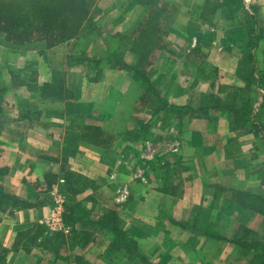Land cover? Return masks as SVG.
I'll list each match as a JSON object with an SVG mask.
<instances>
[{"label": "crops", "instance_id": "crops-1", "mask_svg": "<svg viewBox=\"0 0 264 264\" xmlns=\"http://www.w3.org/2000/svg\"><path fill=\"white\" fill-rule=\"evenodd\" d=\"M242 1L245 9L255 17V30L260 35L257 47L251 50L253 60L245 63L246 68L240 58L243 56L241 52L232 51L229 44V48L224 49L228 39L225 33L208 27L199 15L195 17L194 13H188L185 25L169 26V34L179 33L190 38L191 44L182 49L187 57L195 50V30L204 26L200 48L204 54L201 56L205 62L204 74L196 78L201 93L194 91L195 81L179 95L182 106L197 111L201 108L203 115L186 116L179 128L182 142L177 153L181 158L182 197L177 199L162 189L156 190L158 193L149 190L152 184L146 176L145 182H128V161L110 159L108 154H103L97 145L88 144L82 136L84 126L108 132L106 134L110 136L131 130L128 119H123L122 124L118 120L123 99V92L116 87L120 75L110 74L111 78H106V81L97 78L94 61L86 59V56L82 58V46L78 53L81 64L72 67L69 64V69H63L61 66L65 60L62 61L61 57L55 59L58 66L49 67L50 58L61 50L60 45L36 53L29 48L16 49L0 43V89L4 90L0 94V264H67L69 256H56L49 248L51 237L56 233H66L60 231L65 221L62 212L54 214L56 219L60 216L61 223L57 226L51 224L52 208L55 192L66 198L63 187L68 181L67 172L79 171L78 168L86 170L85 176L92 180L91 186L79 195L81 198L86 196L81 209L87 218L81 223L88 222V219L95 221L110 209L118 211L117 215L122 220L120 230L151 264H211L226 257L228 241L199 235L191 228L193 218L189 210H199L196 206H201L205 214L208 212L206 209L217 210L214 214L219 219L222 211L219 196L222 193L211 192V179H223L226 188L232 185L229 188L240 192L245 187L251 188L259 179L255 165L259 162V150L264 149V140L256 137L253 128L262 126L264 109L259 121H253L251 116L253 118L258 107H264V0ZM194 2L188 0L187 4ZM129 5L128 8L134 10L138 7L133 3ZM234 21L237 31L236 26L239 29L243 22L240 17L239 20L235 17ZM68 46L66 44L64 48ZM29 58L36 60L27 63ZM188 59L190 57L183 65L193 68L190 73L193 77L199 65ZM176 60L173 59L172 63L178 71L180 64L175 63ZM78 61L74 60L75 63ZM77 65H81V69ZM19 67L25 69L17 71ZM89 70L94 72L93 81L89 80ZM176 70L172 72L171 69V77L173 73L176 81L181 80ZM216 71L220 83L210 75ZM55 77L64 80L63 100L50 99L52 87L48 88V85H54ZM163 77L159 75V78ZM126 82L124 79L120 86ZM216 89H219V98L225 102L224 105L216 103ZM174 95L171 92L169 98H176ZM228 100L232 101L229 103ZM240 100L242 105L247 103V107L243 105L240 108L237 105ZM216 106L218 108L214 109ZM95 108H101L100 113L94 114L92 110ZM233 109L239 110L241 115H235ZM104 114L106 117L102 118ZM125 146L126 143L123 149ZM111 147L113 153L118 154L121 144L113 145L108 141L106 148ZM200 149H207V156L198 155ZM170 152H173L172 148ZM120 179L127 180V185L122 194L118 189L120 198L116 199L114 188L121 183ZM207 196L209 200H204ZM200 200L202 205H197ZM66 212L65 209L64 215ZM212 222L216 223L215 219ZM67 234L75 239L79 248H84V237H90L89 245L95 248V254L90 257L92 263L114 264V259H110L113 252L108 250L104 240L106 234L110 235L100 226L94 227L90 236L78 225H75V232ZM110 238L113 240L114 237ZM103 246L105 250H101ZM84 249L76 251L78 256L74 257V264L77 258L89 256Z\"/></svg>", "mask_w": 264, "mask_h": 264}, {"label": "rangeland", "instance_id": "rangeland-1", "mask_svg": "<svg viewBox=\"0 0 264 264\" xmlns=\"http://www.w3.org/2000/svg\"><path fill=\"white\" fill-rule=\"evenodd\" d=\"M93 1L94 4L90 9L88 19L80 25L76 37L68 41L57 43L51 47L62 46L61 50H58L59 52L51 56L49 67L58 66L57 62H55V59H58V57H61L62 61L65 60V64L61 66L63 69H69V64H71V67L76 64H81L80 61H78L80 57L78 53H80L82 46V58L86 56V59H90V61H100L99 71L102 74V76H100L101 80L106 81L108 77L110 79V74H114L115 76L120 75L121 78H119V80L121 81L117 80L116 87L123 92V99L120 101L121 105L119 110L121 112L119 111L120 116H118V120H121L122 124L123 119H128L129 121L127 124L132 127L131 130H128V133L122 131L114 135L111 134L112 136H110L106 134L108 132L105 133L98 129L92 130L90 127L87 128V126H84L82 136L88 144L93 146L97 145L98 148L102 150L103 154H108L110 159L114 158L112 160L116 161L123 158L124 161H128L129 167L127 169L128 174H130L129 178H127L128 182L131 180L133 182H145L146 176L147 180L152 184L149 190H155L154 192L158 193L156 190L159 191V189H162L168 196L174 199L180 198L182 197L181 165H179L181 158L178 156L177 152L179 151L177 150L180 148L182 135L180 134L179 128H181L180 125L185 117L191 115L183 113L180 119L178 118V113L170 112L169 108L184 107L179 101V95H182L183 90L194 84L195 81L194 91L201 93L198 89L200 84H197L196 78L204 74L203 65L205 62L203 63L201 58L204 54L200 49L204 26L195 30L198 32H195V50L188 56L190 57L188 60H193L197 66L199 65V67L195 69L196 75L193 77L190 74L193 68H189L187 64L183 65V62H185V59L188 57L185 51H183L185 53L182 52V49L191 44L190 38L179 33L169 34L168 30L172 25L176 27L180 23H184L183 25H185L187 23V19L185 18L188 17V13H194L195 17L199 15V17L206 22L207 26L209 25L208 27L216 30L220 29L225 33L228 39H226V46H224V49L226 50L229 48L227 46L229 44L233 47L231 49L232 51H236L237 54L241 52V55L243 54L241 59L245 65L249 60L246 54L248 55V53H250V50H248L250 49L248 44L249 40L246 32L248 30L247 28H251V23L248 21L249 12L245 9V5L243 6L244 9L242 8L237 11V6L239 4L238 0H194L195 2L192 4H187L188 0H170L171 3L168 2V10L165 15L164 13L161 16L152 13H150V15L147 14L149 19L146 22L147 16L144 18L145 14L142 6L137 5L138 7L135 10L128 8V6H130L129 4L131 3L136 5L141 3V1L143 3H148V1L152 0ZM209 4L216 6L212 14H209L211 10ZM224 4H226V6H223ZM170 5L173 7H170ZM154 6L157 7L159 5L157 3L151 5L153 8ZM153 17H156V19ZM235 17L236 19L238 18V20L240 17L243 22V26H241L238 31H235L234 28V25H236L234 21ZM219 21H221V23H218ZM140 23L143 24V26L139 25ZM257 32L255 30V34H257ZM199 33L200 35H198ZM150 41L152 44L148 48H144L143 46L146 45L145 43H149ZM214 41L217 42V40ZM137 42L138 44L136 45ZM0 43L11 47L10 42L4 40L1 34ZM66 44L69 46L64 48ZM37 45L44 46L46 42H41ZM214 48H216V46H214ZM49 49L50 48L46 50ZM171 50H173V52H171ZM112 55H118L127 64L135 65L139 73L120 70L118 67L114 66ZM34 59L36 60V58H29L27 63L34 62ZM173 59H177L176 62H174L180 64L178 71L174 68V64L172 63ZM74 60L79 63H75ZM157 61H159V63L161 62V64H156ZM181 65H183V67H181ZM246 65L244 68H246ZM80 66L81 65H77V68L81 69ZM23 69L25 68H16L17 71ZM171 69L172 72L176 70L178 77H181L179 83V80L176 81L173 77V73L171 77ZM116 72L121 73L119 74ZM93 73L94 72L91 70L88 71L89 80L93 81ZM160 74L164 76L162 79L159 78ZM141 75L149 81L153 92L147 91L146 84L143 82ZM210 75L212 78H215L217 83H220L218 72L215 74L211 73ZM165 76L174 83L168 82ZM124 79H127V82L121 87L120 84L124 82ZM63 84L64 81L62 86ZM66 91L71 94L67 89ZM171 92L176 95H174L176 98H169ZM214 92L218 93V97L215 99L216 103L224 105L225 102L220 101L219 98V89H216V91L214 90ZM231 101H229V103ZM234 102L237 101L234 100ZM101 104L102 106L104 105L103 103ZM237 105H239L240 108L243 107V105L247 107V103L242 105L241 100ZM262 108L264 109L262 106L258 107L259 113L256 110L254 112L255 115L253 114V118L251 116L253 121L257 119L259 121L261 119ZM100 111L101 108L92 110L94 114L100 113ZM196 113L203 115V112L199 110ZM257 113L259 117L256 115ZM105 117L106 115L104 114L102 118ZM262 123V126L253 128L259 140H264V122ZM140 126H142V131L138 134V139L133 141V134L138 131ZM119 129H122V126H120ZM108 141L113 145H117L118 143L121 144L118 154L113 153L112 147L111 149L106 148ZM124 143H126L127 146L123 149ZM171 148L173 152H170ZM107 149L109 150L106 151ZM198 152L200 156H207L206 154H208L207 149H200ZM258 156L259 162L255 166H257V176L259 179L258 181H254L251 188L245 187L240 192V190L229 188L232 187V185L226 188L223 184V179L218 180L217 177L216 179H211L210 183L213 184L211 192L219 191L222 193L219 196L222 205L221 217L219 219L218 216L216 218L214 214L217 210L206 209L208 211L206 214L201 210V206H196L199 210L193 211L192 208L189 210V214L191 218H193V226L191 228L197 230L199 235L209 236L211 238H222L228 241L227 243L229 245L227 246L228 251L226 257L220 260V262H212L211 264H264V260H261V258L264 257V204H261L260 200L255 199L260 198L264 201V149L259 150ZM78 169L79 171L67 172L65 170L68 175V181L66 182L65 180L66 186L63 187L66 193V198H62L63 217L65 209L69 204L70 206H76L81 209V205L85 203L86 196L81 198L79 195L91 186L92 180L85 176V173H87L86 170H82L81 168ZM115 174L117 175L116 172ZM114 180L116 181V177ZM126 185L127 180H121V183L115 186L116 199L120 198L117 193L118 189V192L123 193V188H125ZM205 199L209 200V196L204 197V200ZM224 199L226 200L225 203H223ZM235 203H238L239 208ZM206 204L208 205L209 203ZM197 205H202V201L200 200ZM55 208H57V205L53 203L52 209L55 210ZM110 211L116 215L118 213V211L111 209ZM103 215L91 222L90 219H88V222L83 221L82 223L80 221L64 223V221L60 231L66 233H64V235L61 233L57 235L56 233L55 235L57 236L54 235V237H51V245H49V248H55L57 250L58 255L56 256H59V254L62 255V257H65V255H67V257L69 256V259L66 260L67 264H74V257L78 256L76 251L85 248L83 251L88 252L89 256L85 257L86 259L82 257V262L76 264H94L90 257L95 254V248L94 245H89L90 237L88 239L84 237L82 243L84 248H79L80 245H77L75 239L67 233L70 231L71 233L73 231L75 232V225H78L79 228L82 227L85 233H87V236H90L89 233L92 232L94 227H97L96 223L102 220ZM86 216L87 214L84 213V217L81 220L87 218ZM117 218L118 222L121 223L122 220L118 215ZM222 218L223 221H221ZM213 219H215L216 223L212 222ZM218 221H221V223H218ZM51 224L53 223L51 222ZM55 226H57V224ZM50 227L51 229L54 228V226ZM106 236H104V240L107 241L108 250L111 249L113 252L110 255V259H114V264H151L145 257V261H141L137 257H141L142 254L137 246H135L133 251L125 248L113 250L112 245L117 240L114 238L112 240V238H110L111 235ZM92 239L94 241L95 235L91 240ZM125 239L128 240L129 243L131 242L128 236H125L124 240ZM235 241L244 243L246 245L245 251L240 252L238 246L233 243ZM103 249L105 250V246L101 247V250ZM124 254L127 257H125Z\"/></svg>", "mask_w": 264, "mask_h": 264}, {"label": "trees", "instance_id": "trees-1", "mask_svg": "<svg viewBox=\"0 0 264 264\" xmlns=\"http://www.w3.org/2000/svg\"><path fill=\"white\" fill-rule=\"evenodd\" d=\"M239 4L237 6V11L239 9H244L243 1L238 0ZM94 1L92 0H0V34L3 36L4 40L10 42L11 46L16 49L29 48L31 50L42 53L48 48H51L57 43L71 40L76 37L80 25L87 21L90 14V9ZM158 4L159 6L151 7V5ZM142 6L144 9V18L146 17V22L149 19L148 15L150 13L157 14L158 16L165 15L168 10V3L164 0H152L148 3L136 4ZM210 5V13L212 14L216 6ZM223 6H226L224 4ZM148 14V15H147ZM156 19V17H153ZM151 21V20H149ZM248 21L251 23V28H247V37L248 44L250 47V53H248V59L253 60L251 50H254L257 47V44L260 40V35L255 34L256 28V19L253 15L248 13ZM142 25L143 24H139ZM236 30L238 31L237 27ZM41 42H46V45L39 46ZM138 42L136 43V45ZM140 44V43H139ZM144 48H148L152 42L145 43ZM231 44V42H230ZM141 47V48H143ZM140 48V49H141ZM113 54V53H112ZM112 60L114 66L118 67L120 70H125L126 72L139 73L137 67L133 64H127L124 62L121 57L118 55H112ZM241 58V57H240ZM100 61H94L93 65L96 72V77H100ZM143 82L146 84L148 92H153L152 87L149 81L142 76ZM64 80L56 79L54 80L53 87L48 85V88L51 90L50 99L63 100V83ZM47 88V89H48ZM4 90L0 89V94ZM45 92V91H44ZM67 92V91H66ZM68 93V92H67ZM66 93V95H67ZM69 94V93H68ZM218 107H214L217 109ZM170 112H177L178 118H182V114H195L198 111L192 110L189 107H170ZM203 109H200L202 111ZM234 110L235 115H241L239 110ZM247 116V115H244ZM96 131V130H95ZM142 131V126L138 129L137 132L133 134L132 140L138 139V134ZM251 132V131H249ZM98 134L97 132H94ZM128 133V132H127ZM126 133V134H127ZM100 145V144H99ZM101 146V145H100ZM260 200L261 204H264V201L260 198H255ZM17 204V203H14ZM67 212L64 215L65 223L68 222H77L82 221L84 217V211L79 207L70 206L66 208ZM263 210V209H262ZM97 226H100L106 230L114 239L117 241L112 245L113 250H119L120 248L130 249L133 251L136 244L128 240H124L126 234L122 232L119 228V222L117 215L110 210H107L101 221L96 223ZM58 235V234H57ZM55 235V236H57ZM61 237V236H60ZM124 237V238H123ZM238 246L240 252L245 251L246 245L242 242L235 241L233 242ZM117 244V245H116ZM131 246V247H130ZM130 247V248H129ZM52 252L55 255H58L57 250L54 248ZM141 261H145L144 257L137 256ZM264 260V257L261 258ZM76 263L82 262V259H76ZM148 264V263H147Z\"/></svg>", "mask_w": 264, "mask_h": 264}, {"label": "built area", "instance_id": "built-area-1", "mask_svg": "<svg viewBox=\"0 0 264 264\" xmlns=\"http://www.w3.org/2000/svg\"><path fill=\"white\" fill-rule=\"evenodd\" d=\"M62 196L58 193V192H55V195H54V200H55V203H56V205H57V208H55V210L53 211V216H52V219H51V222L55 225V224H59V223H61V219H60V216L56 219V218H54V214H55V216H56V214L58 213V215H59V213H61L62 212V204H63V202H62ZM64 199V198H63Z\"/></svg>", "mask_w": 264, "mask_h": 264}]
</instances>
